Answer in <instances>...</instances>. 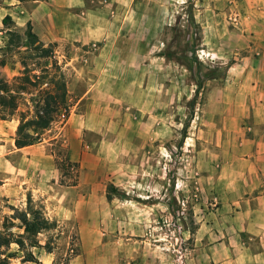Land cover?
I'll return each mask as SVG.
<instances>
[{"label": "rangeland", "instance_id": "374dc122", "mask_svg": "<svg viewBox=\"0 0 264 264\" xmlns=\"http://www.w3.org/2000/svg\"><path fill=\"white\" fill-rule=\"evenodd\" d=\"M7 16L0 9V78L18 109L0 119V235L24 245L2 247L1 264H228L230 243L207 230L229 175L221 146L253 133L264 0H144L119 53L134 63L140 52L145 63L118 61L108 67L116 77L87 95L92 46H40ZM63 92L50 129L17 148L22 113L32 118L48 93ZM56 159L77 164L76 185L61 184L74 176L63 178ZM29 207L54 224L35 243Z\"/></svg>", "mask_w": 264, "mask_h": 264}, {"label": "crops", "instance_id": "0c3cea01", "mask_svg": "<svg viewBox=\"0 0 264 264\" xmlns=\"http://www.w3.org/2000/svg\"><path fill=\"white\" fill-rule=\"evenodd\" d=\"M143 1L4 0L0 9L20 28L30 24L44 46L59 50L92 46L94 51L85 60V80L90 83L87 95L98 90L97 82L115 76L110 75L108 67L119 62L136 67L145 63L140 52L134 63L122 59L119 53V41L135 34L129 28L139 17ZM138 44L149 48L148 43ZM252 83L254 108L249 109V122L253 133L233 147L221 146L220 161L229 175L223 185L226 189L214 191L220 212L213 228L207 230L211 238L230 243L228 264H264V75ZM224 113L229 114L230 109Z\"/></svg>", "mask_w": 264, "mask_h": 264}, {"label": "trees", "instance_id": "16d2710c", "mask_svg": "<svg viewBox=\"0 0 264 264\" xmlns=\"http://www.w3.org/2000/svg\"><path fill=\"white\" fill-rule=\"evenodd\" d=\"M11 17L7 16L3 20L5 24L7 21H11ZM10 34L13 36L16 33L10 31ZM27 36L39 42V45H43L42 42L39 41L38 37L32 32V27L30 24L27 25ZM18 36V35H16ZM44 52H47L45 49ZM166 57H170V53H161ZM46 56V55H45ZM59 88L65 87V84L61 81H56ZM199 87H201V82L199 83ZM198 87V88H199ZM66 95L65 92L58 95H53L48 93L47 98L45 99V103L42 106V109L38 111L32 118L27 119L25 115L22 113L20 116V124L17 128L16 138H15V146L17 148H24L27 146H31L38 142L41 138V134L46 130L50 129L52 123L55 120V113L60 109V105H65ZM18 109V99L17 95L10 93V89L8 83L0 78V119H6L8 116L13 115L15 111ZM69 113V107L65 108V115ZM189 124H187L188 127ZM186 129V128H185ZM57 167L62 172V177H73L70 182L62 180L61 184L67 186H74L77 184L78 171L75 172L77 168V164L72 163L70 161H59L56 159ZM29 215V217H28ZM23 222L25 227V234L30 242L35 243V237L42 232L44 229L51 228L54 224L49 221L43 214V212L34 207H29L28 211L25 215H23ZM12 242H17L18 244L24 245L22 240L12 241V239L1 236L0 235V264L7 257H2L1 248L4 246H9ZM32 257L31 253L29 254Z\"/></svg>", "mask_w": 264, "mask_h": 264}]
</instances>
